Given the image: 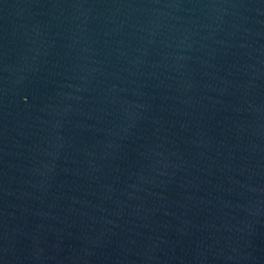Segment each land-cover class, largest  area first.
<instances>
[{
    "label": "water",
    "instance_id": "water-1",
    "mask_svg": "<svg viewBox=\"0 0 264 264\" xmlns=\"http://www.w3.org/2000/svg\"><path fill=\"white\" fill-rule=\"evenodd\" d=\"M0 264H264V0H0Z\"/></svg>",
    "mask_w": 264,
    "mask_h": 264
}]
</instances>
